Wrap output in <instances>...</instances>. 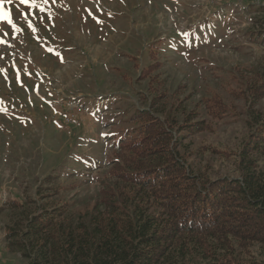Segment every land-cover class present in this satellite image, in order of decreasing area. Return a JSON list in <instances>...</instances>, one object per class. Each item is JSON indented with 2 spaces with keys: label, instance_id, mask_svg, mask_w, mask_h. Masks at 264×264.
<instances>
[{
  "label": "rangeland",
  "instance_id": "1",
  "mask_svg": "<svg viewBox=\"0 0 264 264\" xmlns=\"http://www.w3.org/2000/svg\"><path fill=\"white\" fill-rule=\"evenodd\" d=\"M0 10L11 20L0 19V263L27 264L7 248L6 205L60 173L55 199L90 208L97 171L79 162L105 166L111 135L157 94L210 123L196 144L235 150L246 135L237 78L264 69L247 33L264 26V0H0ZM205 99L228 109L213 118ZM215 157V175L234 174Z\"/></svg>",
  "mask_w": 264,
  "mask_h": 264
},
{
  "label": "trees",
  "instance_id": "2",
  "mask_svg": "<svg viewBox=\"0 0 264 264\" xmlns=\"http://www.w3.org/2000/svg\"><path fill=\"white\" fill-rule=\"evenodd\" d=\"M256 27L248 38L264 48ZM237 79L246 135L235 150L196 144L210 123L159 93L111 135L105 166L79 162L97 171L90 208L57 201L60 173L48 175L34 198L6 205L7 248L27 264H264V69ZM205 102L213 118L228 109ZM214 155L234 174L215 175Z\"/></svg>",
  "mask_w": 264,
  "mask_h": 264
},
{
  "label": "snow or ice",
  "instance_id": "3",
  "mask_svg": "<svg viewBox=\"0 0 264 264\" xmlns=\"http://www.w3.org/2000/svg\"><path fill=\"white\" fill-rule=\"evenodd\" d=\"M21 2L27 4L29 3V0H21ZM0 19L8 20V22L11 23L8 12H3L2 10H0Z\"/></svg>",
  "mask_w": 264,
  "mask_h": 264
}]
</instances>
